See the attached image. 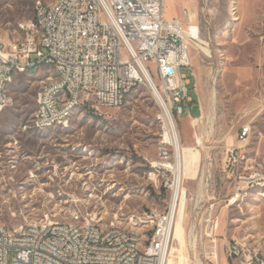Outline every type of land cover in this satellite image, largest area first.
<instances>
[{
  "label": "rangeland",
  "instance_id": "rangeland-1",
  "mask_svg": "<svg viewBox=\"0 0 264 264\" xmlns=\"http://www.w3.org/2000/svg\"><path fill=\"white\" fill-rule=\"evenodd\" d=\"M38 1L55 0H0L5 39L19 36V23L34 17ZM185 11L194 17L209 49L193 47V66L182 67L191 80L193 102L184 100L179 130L183 143L200 151L199 174L186 180L185 187L192 197L206 191L215 194L218 262L236 264L222 253L224 244H243L264 255V186L249 181L234 203L228 201L233 184L225 165V147L237 144L239 129L250 124L243 150L262 163L264 172V0L165 1V18L185 21ZM51 75H57L54 68L41 64L18 73L8 86L12 102L0 115V222L13 227L46 216L68 221L73 211L81 210L100 218L102 225L126 226L132 215L165 210L170 200L164 187L167 175L157 168L163 130L150 88L137 87L122 107L83 104L65 125L37 129L33 119L38 92ZM199 103L205 114L193 126L191 117H200ZM199 198L184 197L167 264L206 262L207 206L198 203Z\"/></svg>",
  "mask_w": 264,
  "mask_h": 264
},
{
  "label": "built area",
  "instance_id": "built-area-1",
  "mask_svg": "<svg viewBox=\"0 0 264 264\" xmlns=\"http://www.w3.org/2000/svg\"><path fill=\"white\" fill-rule=\"evenodd\" d=\"M165 1L63 0L57 8L38 1L46 41L37 42L32 18L19 23L26 25V32L13 39H5L0 29V83L3 76L14 75L15 79L21 73L14 72L15 64H22V72L30 71L26 70V62L33 60L58 61L61 69H68V83L52 84V89H65L64 100L54 99L52 91L38 94V114L34 118L36 124H41L67 123L64 107L68 105L86 103L96 109L122 107L126 104L123 93L131 92V84L147 80L152 88L155 86L161 107L171 113L179 129L178 113L183 112L184 100L193 102L189 93L191 80L182 73V67L193 66L192 48L199 47L202 38L190 12L185 11V21L178 17L165 18ZM150 62L152 67L148 65ZM67 85H74L78 100L67 97ZM11 100L10 95H2L0 91V115ZM157 118L163 130L165 121L160 114ZM195 118L191 117L192 123ZM251 131L250 124L243 125L237 134L238 143L225 147V165L234 182L233 193L226 197L228 201L243 193L249 181L264 186L262 163L247 157L243 150ZM158 156L162 162L160 172L173 170L175 153L170 143L160 145ZM180 186L181 181L178 182L173 170L170 200L165 210L152 209L141 217L132 215L133 232H119L114 229V222H110L109 230H102L100 218L84 213L87 223L80 228L67 223L52 225L49 216L13 227L0 222V264H167ZM175 195V210H172ZM188 196L190 201L200 197L197 202L207 206L204 236L210 250L206 262L201 264H218L220 222L218 215L213 214L216 196L209 191L194 197L188 192ZM153 217H160L159 232L156 238H150L148 250H140L139 226L149 230ZM139 222L143 224L138 225ZM222 253L236 264H264V255L243 244H224Z\"/></svg>",
  "mask_w": 264,
  "mask_h": 264
},
{
  "label": "bare ground",
  "instance_id": "bare-ground-1",
  "mask_svg": "<svg viewBox=\"0 0 264 264\" xmlns=\"http://www.w3.org/2000/svg\"><path fill=\"white\" fill-rule=\"evenodd\" d=\"M61 2H63V0H55L53 2H47V5H49L50 8H57V6L61 4ZM32 28H34L35 30L37 42L46 41L45 24H44L43 17L40 16V9L38 7V4L35 5V14H34V17L32 18ZM19 32H26V25H19ZM198 46L202 50H205V52H209V49L206 47L207 42L204 39H201L200 42H198ZM41 64L53 67L57 75L49 76L48 77L49 82L40 88L38 94H50V92L52 91V97L54 99L64 100L65 99V89L63 88H53L52 89V84H56L58 81H61V83H68V69H61L58 61L33 60V61L26 62V70H30L31 68L33 69L36 66H39ZM14 72H22V64H15ZM13 80H14V75L3 76V82L0 83V91H2V95H9L7 92V89H8V86L13 82ZM141 85H147L150 88L160 108V111L158 114H160L161 117H163L165 121V125L163 127V133L161 135L162 136L161 145L169 146V143H170L173 146L174 153H175V162L173 164V170L178 177V182L181 181V186H180L181 197H180V202L177 203L176 210L174 208H175V199H176L177 192H176L175 197L172 200V210H175V217H174V224H173V231H172L173 238L170 244V249H171L173 243L176 241L175 240L176 228H177L176 218H177L178 213L180 212V209H182V205L184 204V201H185L184 197L187 196L188 201L190 200L188 196V190L185 187V181L193 180L199 174V169L197 166V159L200 156V151L198 149L196 150L197 146L195 145L183 143L181 133L176 126L173 116L171 115L170 112H166L160 105L159 94L155 86L154 88H152L150 84L147 83V80H140V84H131V92ZM131 92L123 93V103L127 102V97ZM67 97L70 98V100H78V91L74 89V85H67ZM83 104L87 105L86 103H78L76 105H68L64 107V116H65L66 122L68 121L74 109ZM211 105H212V108L215 107L214 92L212 96ZM202 110H203L202 116H200V118L193 119L194 125H196L197 122L199 123L202 121L204 114H205L203 107H202ZM35 114H38V105H37ZM208 117H209L208 118L209 123L212 124L213 123L212 114L208 115ZM65 124L66 123L54 122V121H47V122H42L41 124H36V118L33 119V125L37 129H47L50 127H55V126L65 125ZM197 145L201 146V144H197ZM231 145H234V144H231ZM204 148H206V146ZM157 168L160 171H162V162L158 161ZM173 170H166L167 178L164 182V187L167 190H169L170 188V177H173ZM201 175H202L201 176L202 181H204L205 169L203 168H202ZM232 203H234V200L232 201ZM172 217H173V212H172ZM29 222H37V221L31 220ZM60 223L72 224L73 228H80L81 226H84V223H87V215H83V212L81 210H75L72 212L70 219L68 221H59V220L52 219V225H60ZM125 224L127 225L125 226L122 223L119 224V223L114 222V229H117L119 232H133L132 217H130L129 221ZM109 228H110V223H106L105 225H102V230H109ZM159 228H160V217L152 218V220L150 221L149 230H148V227H145L144 229L141 228L142 230H141L140 250H148L149 245H150V238H156V234L159 232ZM170 249H169V253L167 256V262H168V257L171 254ZM219 257L220 256L218 255L217 257L218 264H219L218 262Z\"/></svg>",
  "mask_w": 264,
  "mask_h": 264
},
{
  "label": "crops",
  "instance_id": "crops-1",
  "mask_svg": "<svg viewBox=\"0 0 264 264\" xmlns=\"http://www.w3.org/2000/svg\"><path fill=\"white\" fill-rule=\"evenodd\" d=\"M201 112V111H200ZM198 116H200V114L198 115ZM198 118V117H197ZM200 118V117H199ZM226 171H228V170H226ZM229 172V171H228ZM230 173V172H229ZM230 175H231V173H230ZM229 177V176H228ZM230 180H231V184H233L234 185V182H233V180L230 178ZM233 185H232V189H231V191L226 195V196H229V195H231L232 193H233Z\"/></svg>",
  "mask_w": 264,
  "mask_h": 264
},
{
  "label": "trees",
  "instance_id": "trees-1",
  "mask_svg": "<svg viewBox=\"0 0 264 264\" xmlns=\"http://www.w3.org/2000/svg\"><path fill=\"white\" fill-rule=\"evenodd\" d=\"M30 70H32V68Z\"/></svg>",
  "mask_w": 264,
  "mask_h": 264
}]
</instances>
